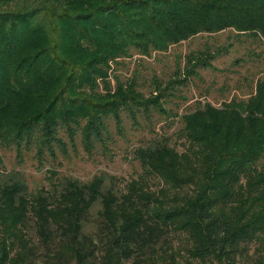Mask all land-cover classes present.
<instances>
[{
    "label": "trees",
    "instance_id": "trees-1",
    "mask_svg": "<svg viewBox=\"0 0 264 264\" xmlns=\"http://www.w3.org/2000/svg\"><path fill=\"white\" fill-rule=\"evenodd\" d=\"M225 30L264 44V0H0V147L18 163L31 154L37 169L66 157L61 131L88 155L104 149L108 118L119 131L121 112L134 123L139 111L165 114L163 98L214 55L188 54L149 97L112 64ZM178 118L174 141L132 150L140 174L119 190L112 177L106 187L104 176L80 183L51 169L48 188L30 190L0 157V264H35L34 237L44 264H141L171 235L199 264H264V75L245 101Z\"/></svg>",
    "mask_w": 264,
    "mask_h": 264
},
{
    "label": "rangeland",
    "instance_id": "rangeland-1",
    "mask_svg": "<svg viewBox=\"0 0 264 264\" xmlns=\"http://www.w3.org/2000/svg\"><path fill=\"white\" fill-rule=\"evenodd\" d=\"M205 49L214 55L213 59L207 61L210 67L196 68V76L190 77L189 83L175 86L174 91L163 98L162 108L165 114L150 109L144 116L139 111L135 115L134 123L126 112H121L119 131H116L112 120L108 118L105 121L106 133L102 135L104 149L96 142L89 155L82 150L77 135L73 138L71 146L61 131L58 136L66 144V157L58 154L56 161L52 164L49 161L40 169H37L31 154L25 155L21 163H18L13 150L0 147L4 169L22 173L30 190L41 186L48 188L46 172L50 169L80 183H86L95 176H104L106 187L109 184L107 178L112 177L117 181L114 186L118 190L123 189L126 183L135 180L140 174L139 166L131 159L132 150L137 146H142L158 135L168 136L174 141V135L180 127L178 116L192 111L204 102L219 108L222 103L232 99L245 101L253 93L255 82L264 75V44L258 40L250 41L245 35L234 38L231 30H225L215 35H196L178 45L170 46L166 52L152 53L149 57L130 52L128 57L120 58L116 64L111 65L112 74L120 81L124 82L134 74L136 89L145 97H149L153 92L154 79L165 82L172 78L176 68L182 69L184 58L188 54ZM110 83L112 86V80ZM175 149L180 151L178 145ZM148 183L154 184L152 189L156 187L154 181L149 180ZM97 209L99 206L93 204L92 211ZM85 230L91 233L94 229L88 225ZM178 238L171 235L159 245L144 250L139 262L167 264L175 260L176 264H199L188 255L187 243ZM32 240L37 247L35 264H44L45 258L40 256L43 248L35 242V237ZM202 264L210 263L205 261ZM240 264H244L243 261Z\"/></svg>",
    "mask_w": 264,
    "mask_h": 264
}]
</instances>
